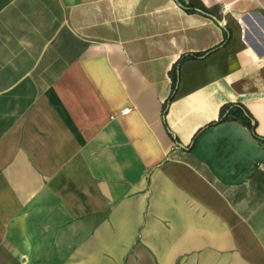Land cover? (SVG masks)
<instances>
[{"label": "crops", "instance_id": "crops-1", "mask_svg": "<svg viewBox=\"0 0 264 264\" xmlns=\"http://www.w3.org/2000/svg\"><path fill=\"white\" fill-rule=\"evenodd\" d=\"M0 264H264V0H0Z\"/></svg>", "mask_w": 264, "mask_h": 264}, {"label": "trees", "instance_id": "trees-1", "mask_svg": "<svg viewBox=\"0 0 264 264\" xmlns=\"http://www.w3.org/2000/svg\"><path fill=\"white\" fill-rule=\"evenodd\" d=\"M191 58H195V56L192 55ZM183 59H185V57H182L179 62H181ZM170 75L172 77V82H173V91H175V86L177 84L178 77L176 76L173 70L170 72ZM227 119L242 121L245 125H247V127L252 131L253 135L255 136V127L251 125V117L247 113L245 108L242 107L241 105L239 104L223 105L219 111L218 121L211 123V125L223 122ZM198 134L199 132L195 134L194 138Z\"/></svg>", "mask_w": 264, "mask_h": 264}, {"label": "built area", "instance_id": "built-area-1", "mask_svg": "<svg viewBox=\"0 0 264 264\" xmlns=\"http://www.w3.org/2000/svg\"><path fill=\"white\" fill-rule=\"evenodd\" d=\"M127 112V110L123 111L122 114H125Z\"/></svg>", "mask_w": 264, "mask_h": 264}]
</instances>
